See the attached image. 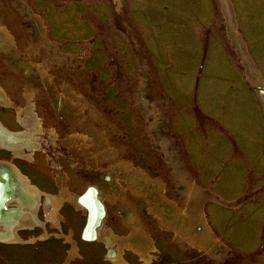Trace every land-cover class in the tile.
Returning <instances> with one entry per match:
<instances>
[{
	"label": "rangeland",
	"instance_id": "rangeland-1",
	"mask_svg": "<svg viewBox=\"0 0 264 264\" xmlns=\"http://www.w3.org/2000/svg\"><path fill=\"white\" fill-rule=\"evenodd\" d=\"M0 32V117L36 134L0 168L80 175L151 255L82 241L75 196L64 219L43 192L0 264H264V0H0ZM143 173L149 196L124 194ZM9 198L0 224L21 214Z\"/></svg>",
	"mask_w": 264,
	"mask_h": 264
},
{
	"label": "crops",
	"instance_id": "crops-1",
	"mask_svg": "<svg viewBox=\"0 0 264 264\" xmlns=\"http://www.w3.org/2000/svg\"><path fill=\"white\" fill-rule=\"evenodd\" d=\"M19 115H21V117H23V119L25 120V123H23V124H25L24 128L25 129L28 128V130L32 131V129H30V127L26 125V122H29V120H32V116L30 114L22 116L21 110L16 111L14 118L12 117V119H13L12 123L20 122V121H18ZM0 121L9 131L14 132V127L12 128V126L4 123L2 118L0 119ZM9 126H10V128H9ZM19 131H23V130H19ZM35 136H36V134H35ZM37 176L39 177V175H37ZM66 178H67V180H63V182L61 183L59 181H56L55 177L53 176L52 177V183H53L52 186H50L51 183H46L43 181L42 182L33 181V183L41 191H43L46 195L50 196L51 198H54V202L57 203L56 209L58 208L59 212L62 211L61 208L65 206L66 201H69V200H67L69 196H67L65 191H67L69 194L75 196L74 198H76V199L74 200V204H73L74 206L71 205L73 208V211L78 213V215H76V217H78L79 219H81V216L84 217L81 229H80L78 234H79V237L82 241L89 240L90 237L86 238V236L84 234V232L86 231L87 225H88V220H89L88 211L86 208L82 207L76 201L78 199V197L88 193V192H86L87 182L84 179H81L80 175L74 174V173L72 175L66 174ZM29 179L32 180L30 177H29ZM47 180H48V178L46 177V181ZM70 181H71V184H70ZM148 181H149V176L146 173L145 174L143 173V175H141L140 178H138V176H137V177L132 178V179H126V181H125L126 186L124 188V194L127 193V189L131 190V194H133L134 193L133 189H134L135 193H138L139 195L144 196V197H148L149 196ZM82 185L84 186L83 188H81ZM55 187L58 189L55 190ZM63 189H65V190H63ZM121 191L122 190L117 191L116 193L120 194ZM109 192L110 191L107 192V195L109 196V198H112V196H111L112 194H109ZM117 196H119V195H117ZM66 197H67V199H66ZM43 199L45 202L46 198H44V196H43ZM63 214L64 213L60 212V215H62L63 218L65 219ZM183 217H186L188 219H192V216L189 213L188 214L185 213ZM101 221H102V219L100 220V222L98 221V223H96L91 228V231L93 233L92 234L93 237H99L97 239L99 241H101L105 246L107 245L106 251H109V253L112 252V254L113 253L116 254L117 251H119V250L121 253L122 252L124 253V251H132V252H135L136 255H138V258L140 261H142V258H145L144 255L151 256L148 253L150 250V247L148 245V239L144 235V234H146V231L144 232L142 230L143 229L142 227L133 228L132 226L128 227L126 225V228L124 230H120V229L117 230L118 226L116 223L115 224L109 223V225H107V224L105 225V224H102ZM67 224H71V223L67 221ZM39 236H42V234ZM116 236H119L121 238V240H119V241L115 240ZM34 240H39V239L35 238ZM121 262L128 264V261L124 258L121 259Z\"/></svg>",
	"mask_w": 264,
	"mask_h": 264
},
{
	"label": "bare ground",
	"instance_id": "bare-ground-1",
	"mask_svg": "<svg viewBox=\"0 0 264 264\" xmlns=\"http://www.w3.org/2000/svg\"><path fill=\"white\" fill-rule=\"evenodd\" d=\"M2 41L5 43L9 40L2 34V32H0V42L2 43ZM18 118V121L22 122V118L20 116ZM0 124H2L1 121ZM3 127L8 132H10L12 138H17L19 136L21 137V141H17L15 144L9 146V149H12L16 155L20 154V146L25 147L31 152L35 149L33 144L35 136L33 132L28 130V128L23 131L12 132L9 131L4 125ZM7 169V167L0 168V195H2L0 200H2V198L5 200L7 197H10L9 199L12 200L14 196H16L22 210L20 215L10 213L9 219L12 220H8L4 224H0V239L5 241H13L19 239L15 231L17 228L24 225L33 226V224H35L36 218L34 213L37 212L39 205L38 199L41 195H43V191H41L33 182H31L27 175L21 173L19 169L15 168V166L11 168V171H8ZM20 190L22 191L21 193ZM76 201L88 211L90 223L87 225L84 234L86 238H89L90 236H93L91 228L96 222H100L102 218L103 208L92 198L90 193H86L78 197ZM53 217L54 212L52 211V218Z\"/></svg>",
	"mask_w": 264,
	"mask_h": 264
},
{
	"label": "water",
	"instance_id": "water-1",
	"mask_svg": "<svg viewBox=\"0 0 264 264\" xmlns=\"http://www.w3.org/2000/svg\"><path fill=\"white\" fill-rule=\"evenodd\" d=\"M12 135L10 134V132H8L1 124H0V147H4V148H9L10 145L15 144L17 141H21V137H11ZM2 195H0L1 198ZM4 199L2 198V200H0V203L3 201ZM90 223V221L88 220V224ZM98 223V222H96ZM95 223V224H96ZM94 224V225H95ZM93 225V226H94Z\"/></svg>",
	"mask_w": 264,
	"mask_h": 264
}]
</instances>
